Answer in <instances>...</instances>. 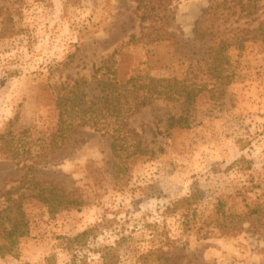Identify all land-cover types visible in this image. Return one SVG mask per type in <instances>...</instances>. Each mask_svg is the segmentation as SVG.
Segmentation results:
<instances>
[{
    "label": "rangeland",
    "instance_id": "obj_1",
    "mask_svg": "<svg viewBox=\"0 0 264 264\" xmlns=\"http://www.w3.org/2000/svg\"><path fill=\"white\" fill-rule=\"evenodd\" d=\"M216 1L173 0L177 41L149 43L133 0H0V134L18 153L0 147V202L18 187L29 227L0 264H69L61 236L102 218L106 227L90 247L123 236L117 264H163L166 251L180 264H264V37L253 31L264 23V0L250 16L223 2L215 37L200 39ZM221 36L233 44L222 45ZM108 57L112 65L95 77ZM82 76L90 109L100 106L102 88L132 76L157 90L175 79L200 91L187 106L154 97L128 118L144 155L118 161L110 133L85 126L43 157L55 137L52 87ZM171 115L188 125L167 129ZM31 175L83 203L49 214L26 187ZM192 192L199 199L191 209H166ZM216 218L240 228L220 234ZM85 252L77 264H101L98 253Z\"/></svg>",
    "mask_w": 264,
    "mask_h": 264
},
{
    "label": "trees",
    "instance_id": "obj_2",
    "mask_svg": "<svg viewBox=\"0 0 264 264\" xmlns=\"http://www.w3.org/2000/svg\"><path fill=\"white\" fill-rule=\"evenodd\" d=\"M133 1L136 3V10L139 12L140 28L141 30H146L144 37L147 42L177 41L175 32L169 29L174 21V14L171 8L173 0ZM256 1L247 0L244 3L240 0H220L218 3L217 1L216 3L214 2L215 5H210L209 7L207 17L200 22L196 36L200 39L215 37L217 30L214 29L212 22L214 20L218 21L219 15H217V11L223 2L237 5L239 7L238 15L240 12L245 13L244 16H250L256 11ZM208 20H211V24L205 23ZM253 31L264 37V23H259L258 27ZM223 38V36L220 38L222 45L231 46L233 44V42ZM222 45L218 48V51L222 50ZM110 63L111 57L101 61L100 65L94 69L93 74L95 77L103 67L104 69L110 68L112 65ZM100 75L105 76V73ZM131 80L133 83L128 85ZM135 81H137V78L132 76L125 81L115 80L114 87H111L110 90L102 88L101 104L95 109L85 106V87L89 83L85 77L74 78L68 84L54 85L52 94L54 96V108L57 113L56 127L53 132L55 137L50 139L46 146L48 148L43 150L44 154L42 156L47 155L48 149L52 152L58 147L57 140L63 141L75 135L80 128L85 126L110 133L112 152L118 161L124 162L126 159L136 155H144L145 150L141 146L140 140L136 138L137 132L128 127V118L152 101L154 97L163 96L167 100L181 101L182 104L187 106L200 91L196 89L193 83L185 85L182 81H175V79H172L173 83H168L163 90H157L152 85L143 82L136 85ZM185 125H188L185 117L171 115L167 119L166 127L167 129H172ZM1 146L12 158L18 155L17 152L13 151V144L5 137L4 133L0 134ZM32 167L28 166L30 170H32ZM117 168L118 170L120 169V167ZM246 169H248V166ZM25 184H27L26 187H31V197L44 204L51 215L83 203L81 198L74 197L70 192L67 193L59 183L52 180L41 179L31 175L27 178ZM17 189L18 187H13L1 193L3 201L0 202V254H15L19 239L28 234V221L22 209L23 202L21 199L23 196H15ZM198 199V192H192L187 197L177 199L168 204L166 209L170 212L189 210L197 203ZM105 222L107 220L102 218L100 222L85 228L73 236H61L62 248L71 255L69 264L82 262L87 255L86 249H91L93 252L98 253L101 264H117L115 249L122 243L123 236L116 240L114 245L96 244L93 248L90 247V243H95L98 235L106 227ZM215 222L216 229L220 234H232L240 228L237 222H227L219 218H216ZM168 253L166 251L161 254V256H164L163 264H180V255L175 253L169 255ZM46 264L55 263L51 258H47Z\"/></svg>",
    "mask_w": 264,
    "mask_h": 264
}]
</instances>
